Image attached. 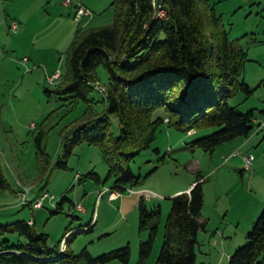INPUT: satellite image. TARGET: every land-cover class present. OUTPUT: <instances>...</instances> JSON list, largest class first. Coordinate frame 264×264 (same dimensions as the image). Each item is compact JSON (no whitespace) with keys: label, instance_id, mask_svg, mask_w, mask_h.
Instances as JSON below:
<instances>
[{"label":"rangeland","instance_id":"1","mask_svg":"<svg viewBox=\"0 0 264 264\" xmlns=\"http://www.w3.org/2000/svg\"><path fill=\"white\" fill-rule=\"evenodd\" d=\"M112 2L58 0L54 6L49 0H32L27 15L33 24L39 21L44 24L39 28L32 27L30 32L36 33L52 20L59 22V26L53 25L55 28L35 43L41 63L29 62V67L23 64V57L29 56L27 47L0 55V165L9 184V189L0 188V226L34 220L33 230L48 234L50 246L59 244L69 232L66 238L74 234L70 249L79 254L86 248L94 257L130 245L132 258L129 264H138L139 245L148 237V231H139V203L149 192L154 196L152 200H146L147 208L160 207L162 214L154 249L146 264H157L171 209L170 199L186 193L173 194L187 188L200 175L207 179L202 212L210 220L207 230L226 231L236 245L235 252L246 243L247 234L264 204V0L211 1L217 15L222 16L229 39L248 53L244 80L254 93L250 97L239 93L229 102L242 112L254 111L255 124L250 135L222 144L211 154L199 148L192 150L188 144L214 129L190 136L163 124L151 147L131 162L135 175L144 178L152 173L141 185L127 188L119 195V201L109 199L113 179L100 186L92 180H84L90 171L98 173L103 180L108 175V167L98 147L78 146L68 161L69 169L51 173L54 163L62 157L63 143L74 134V126L86 116L93 118L105 112L104 97L95 90L90 94V104L70 97L48 98L44 92L54 89L66 77L68 52L79 29L87 31L112 25ZM80 4L91 10L92 18L75 20ZM96 73L99 83L107 87L106 69L100 66ZM55 74H59V79L50 82L49 78ZM166 116L164 108L153 115L154 118ZM32 122L34 129L30 125ZM111 123L112 133L118 136V118L112 116ZM40 129L47 132L44 146L52 161L47 176L42 174L35 147V136ZM248 156L254 157L251 167L244 161ZM105 188L108 192L99 196ZM45 193L53 195L55 201L46 200L41 209L23 204L27 199L34 203ZM64 197L68 200L63 203V212L53 215L52 211ZM79 204L87 213L76 209ZM93 217V230L89 231ZM4 241L24 244L26 239L0 229V245ZM210 241L206 232L200 233L197 264L203 261V254H207L208 262L213 264L224 255L223 264H226V248L221 244L215 247L214 241Z\"/></svg>","mask_w":264,"mask_h":264},{"label":"trees","instance_id":"2","mask_svg":"<svg viewBox=\"0 0 264 264\" xmlns=\"http://www.w3.org/2000/svg\"><path fill=\"white\" fill-rule=\"evenodd\" d=\"M211 1L113 0L112 25L77 31L68 52L66 77L44 92L48 98L70 97L91 104L90 94L99 82L96 70L103 66L109 80L103 98L105 112L93 118L86 116L74 126V134L63 143L62 157L51 173L68 170V161L78 146H95L103 155L108 175L103 180L90 171L84 180L100 186L113 179L112 193L122 195L152 173L144 178L135 175L131 162L151 147L165 123L186 134L214 129L188 144L192 150L199 148L211 154L222 144L250 135L254 111L242 112L229 102L239 93L247 97L254 93L244 80L248 53L229 39L222 16L217 15ZM161 108L166 109L167 118H154ZM112 116L119 120L118 136L111 131ZM46 135L45 129H40L35 136L43 176L50 173L52 164L44 146ZM206 182L199 175L188 193L170 199L157 264H197L199 234L209 223L202 213ZM0 188L9 189L1 165ZM67 200L64 197L52 214H61ZM161 214L160 207L149 210L145 198L140 201L139 231H148V237L139 245L138 264H146L153 252ZM32 226L26 221L0 226L2 232L26 239L24 244L4 241L0 264H129L132 258L130 245L96 257L86 248L76 254L69 246L74 234L66 238L69 232L59 244L50 246L49 235L35 232ZM227 264H264V204L246 243Z\"/></svg>","mask_w":264,"mask_h":264},{"label":"crops","instance_id":"3","mask_svg":"<svg viewBox=\"0 0 264 264\" xmlns=\"http://www.w3.org/2000/svg\"><path fill=\"white\" fill-rule=\"evenodd\" d=\"M31 1L32 0H0V55L2 56V53L9 55L8 50L9 51L11 50V52H16V50H18L20 48L25 49L27 47L26 54L29 56L23 57V64H27L28 67H29V62H33L34 64L35 63H37V64L41 63L39 60V55L37 53L38 50L35 46V43H37L38 40H40L41 38L46 36L48 34V32L50 31V29L52 30V28H55L56 27L55 24H57L59 26L58 20H56V21L52 20V21H50L51 23L49 25L43 26L40 30H37L36 33L30 32V29L32 27L39 28L44 24V22H42V21L37 22V24H33V21H31L29 19V16L27 15V11L29 10ZM49 1L51 3H53L54 6H56V2L58 0H49ZM50 6H52V5H50ZM12 21H17L20 25V30L16 34H13L10 31V25H11ZM53 25L55 27H53ZM30 39L32 40L31 42H30ZM27 43L29 45L26 46ZM25 58L29 59V61L27 63L24 62ZM31 72H32V70H31ZM24 81H25V78L22 79V82H24ZM31 116L32 115H29L28 117H31ZM165 118H167V116ZM32 124H34V123L32 122L30 125H32ZM188 135L195 136L197 134L193 131V132H190ZM194 182L195 181H193L191 184H189V186L187 188L177 190L173 194L182 193L184 191H187V193H188ZM119 195L120 194H118V196H116L114 199H110V195H109V199L112 201H119L121 198ZM150 200H152V199H150ZM150 200H147V201H150ZM78 211H80V210H78ZM83 213H87V212L84 211ZM33 221L34 220H29L28 223L33 222ZM93 221H94V217H93V220L91 221L89 229L93 228L92 227V225L94 223ZM33 223L35 224V222H33ZM209 223H210V220H209ZM209 223H208V226H209ZM208 226H207L206 230L203 232H206L207 236L210 237V239H211L210 243L214 241L213 246L217 247V246H219V244H221V246L226 248V253H227L226 259L229 260L230 256L234 253L233 252L234 249L236 248V245H235L232 237L229 234H225L226 231L221 232L218 230L217 232H213L211 230H207ZM218 238H220V239H218ZM64 248H65V243L62 247V250ZM203 255H205V257H203V259H202L203 261L201 262V264H213V262H211V261H210V263L208 262V257H207L208 255L207 254H203ZM223 256L224 255H222L220 257V260L216 264H223V260H224Z\"/></svg>","mask_w":264,"mask_h":264},{"label":"built area","instance_id":"4","mask_svg":"<svg viewBox=\"0 0 264 264\" xmlns=\"http://www.w3.org/2000/svg\"><path fill=\"white\" fill-rule=\"evenodd\" d=\"M74 18H75L76 21H79V20H82V19H85V18H92V12L87 7H85L82 4H80L77 7L76 14H75V17ZM19 30H20L19 23L17 21H12V23L10 25V31H11V33L16 34V33L19 32ZM28 61H29L28 58H25L24 59V62L25 63H27ZM56 79H59V74H56L53 77H50L49 78V81L50 82H54ZM94 88L103 97H106L107 96V88L105 86L101 85L99 82L94 84ZM166 121H168V120H166ZM31 128L34 129L35 128V124H32L31 125ZM253 160H254V157L253 156H248V157H245L244 158V161H245V163H246V165L248 167H251L252 166ZM130 191L134 193V190H130ZM107 192H108V190L104 189V190H102L100 192V195L99 196H102V195H104ZM142 193H146V192H142ZM116 196H118V194L111 193L110 194V199H114ZM153 196L154 195L152 193L147 192V197H144V198H145V200H150V199L153 198ZM48 199L50 201H55L56 198L53 195L50 196L48 193H45V194L40 195L36 199V201L34 203L33 202H30L27 199V200H24L23 204L28 205V206L32 207L33 209H41V208L44 207L45 201L48 200ZM77 209L80 210L81 212H84V209H83V207L80 204L77 205ZM29 224L30 225H33V222H30Z\"/></svg>","mask_w":264,"mask_h":264}]
</instances>
